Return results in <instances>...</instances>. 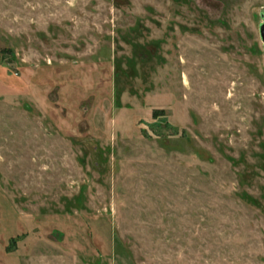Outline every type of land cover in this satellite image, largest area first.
<instances>
[{"label": "rangeland", "instance_id": "rangeland-1", "mask_svg": "<svg viewBox=\"0 0 264 264\" xmlns=\"http://www.w3.org/2000/svg\"><path fill=\"white\" fill-rule=\"evenodd\" d=\"M264 0H0V264H264Z\"/></svg>", "mask_w": 264, "mask_h": 264}, {"label": "water", "instance_id": "water-1", "mask_svg": "<svg viewBox=\"0 0 264 264\" xmlns=\"http://www.w3.org/2000/svg\"><path fill=\"white\" fill-rule=\"evenodd\" d=\"M260 32H261L262 40H263V42H264V23H262V25H261Z\"/></svg>", "mask_w": 264, "mask_h": 264}]
</instances>
